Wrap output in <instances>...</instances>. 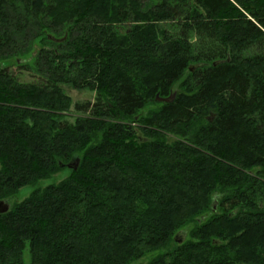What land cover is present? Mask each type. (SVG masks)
<instances>
[{
  "label": "trees",
  "instance_id": "16d2710c",
  "mask_svg": "<svg viewBox=\"0 0 264 264\" xmlns=\"http://www.w3.org/2000/svg\"><path fill=\"white\" fill-rule=\"evenodd\" d=\"M76 159L0 264H264V0H0V198Z\"/></svg>",
  "mask_w": 264,
  "mask_h": 264
},
{
  "label": "rangeland",
  "instance_id": "374dc122",
  "mask_svg": "<svg viewBox=\"0 0 264 264\" xmlns=\"http://www.w3.org/2000/svg\"><path fill=\"white\" fill-rule=\"evenodd\" d=\"M144 1L149 3L152 0H144ZM9 71L12 72L13 75L16 76L20 81L32 82L34 79H36V76L34 75L33 71L29 70V68L25 67L24 65H20V66L12 65L9 68ZM62 89L69 96L70 103H71L69 111L65 114V117H63L62 120L72 122V121H74V118L80 114L79 112L75 111L73 104L75 102L82 103V102L87 101V100H94L95 91L91 90V89H87V88L77 89V88H75L69 84H62ZM70 169L71 168L67 167V164H66L65 167H62L59 171L52 174L48 178L41 179V180L35 182V184L23 186L17 192H15L14 195L9 200L8 199H4V200H6L9 205L13 202H19L22 199H24L25 197H27L30 194V192L32 190H34L35 188H42L48 184H55V183L59 182L60 180L64 179L65 177H67L70 174ZM1 199L2 198H0V200ZM174 236H177L179 239H181V241L189 238L186 230H182V231L178 230L174 234ZM155 254H157V252H154V251L149 252V253L145 254L144 256H142L137 261L133 262V264H143L146 261H148ZM23 257H24V260L26 262H28L27 248L24 249V256Z\"/></svg>",
  "mask_w": 264,
  "mask_h": 264
},
{
  "label": "water",
  "instance_id": "95a60500",
  "mask_svg": "<svg viewBox=\"0 0 264 264\" xmlns=\"http://www.w3.org/2000/svg\"><path fill=\"white\" fill-rule=\"evenodd\" d=\"M17 61L19 62L20 60L18 59ZM215 63L216 62H214V64ZM194 66L195 65L189 66V69L192 70ZM174 94L175 93L172 92L168 97H158L156 95L155 99L157 101L168 102V101H171V97L174 96ZM77 165H78V160L77 159L67 163V167H70V168H73V169H76ZM9 207H10V205L8 204V202L6 200H4V199L0 200V214L5 213L9 209ZM174 238H175V240L177 242H181V239H179L177 236H174Z\"/></svg>",
  "mask_w": 264,
  "mask_h": 264
},
{
  "label": "bare ground",
  "instance_id": "6f19581e",
  "mask_svg": "<svg viewBox=\"0 0 264 264\" xmlns=\"http://www.w3.org/2000/svg\"><path fill=\"white\" fill-rule=\"evenodd\" d=\"M214 63V62H213ZM198 65V64H197Z\"/></svg>",
  "mask_w": 264,
  "mask_h": 264
}]
</instances>
